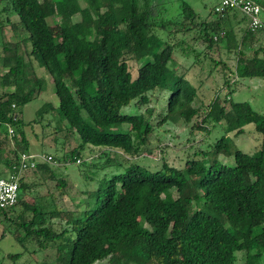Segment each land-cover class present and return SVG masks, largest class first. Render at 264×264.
Segmentation results:
<instances>
[{
	"label": "trees",
	"instance_id": "trees-1",
	"mask_svg": "<svg viewBox=\"0 0 264 264\" xmlns=\"http://www.w3.org/2000/svg\"><path fill=\"white\" fill-rule=\"evenodd\" d=\"M81 1L82 7L79 0H0L2 9L15 17L10 22L14 31L23 35L20 41L1 46L6 71L0 85L14 89L0 94V122L9 123L19 138L0 128V151H5L0 177L7 175L20 153L28 152L19 115L40 88L33 67L18 50L20 42L49 75L57 100L54 106L43 104L35 115L39 119L49 115L48 124L71 132L77 141L53 161L99 167L82 160L84 151L95 147L104 157L100 166L122 170L86 191L92 198L83 200V208L66 210L56 201L68 186L63 176H56L60 163L38 162L18 179L15 203L0 208L2 233L21 232L19 242L32 240L38 250L53 247L54 264L104 259L107 264H235L236 251L243 253V264H255L264 254V112L245 101L229 102L225 109L215 95L200 124L190 128L207 132L201 123L211 121L222 123L223 134L197 157L186 158L181 168L165 160L149 168L133 158L140 156L152 129L150 110L144 114L121 109L146 105L154 91H165L164 111L156 125L177 119L189 123L198 113L191 105L194 87L169 67L175 48L183 56L187 52L156 30L167 37L196 29L206 48L221 45L233 50L237 61L246 59L243 51L258 35L264 44V31L250 29L236 9L215 13L214 4L209 9L214 18L205 21L187 1L177 0L180 19L173 23L165 19L167 8L159 0ZM75 14L79 19L72 21ZM53 15L61 18L63 31L58 35L49 27ZM240 23L245 26L241 30ZM259 48L261 56L256 49L250 57L256 70L264 68V45ZM12 113L18 115L15 120ZM247 124L259 137L249 153L225 136L231 131L245 133ZM218 155L232 163H222ZM28 173L39 174L42 183L57 177V194L35 196L26 218L21 198L31 186L25 181ZM195 202L199 205L193 208ZM19 254L7 255L10 264H19Z\"/></svg>",
	"mask_w": 264,
	"mask_h": 264
},
{
	"label": "rangeland",
	"instance_id": "rangeland-1",
	"mask_svg": "<svg viewBox=\"0 0 264 264\" xmlns=\"http://www.w3.org/2000/svg\"><path fill=\"white\" fill-rule=\"evenodd\" d=\"M159 1L167 8L165 19H171L173 23L180 19L177 0ZM185 1L205 21H210L214 18L209 9L217 0ZM79 6H83L81 0H79ZM2 7H4V4L0 3V76L6 71V68L1 64L2 44L15 43L23 37L20 31H14L11 26L10 22L15 21V17L6 12L7 10L4 11ZM71 19L72 21H77L79 16L75 14ZM194 21H197V19H194ZM48 22L53 34L58 35L63 31V28L60 26L61 18L59 15H53ZM244 27L243 23H240L238 26L240 30ZM168 29L174 31L175 27L169 25ZM195 30L185 33L177 31L167 37L159 30L155 32L161 37H165L170 43L177 44V47H181L182 51L187 52V55L183 56L182 52L178 50L179 48H175L172 53L173 63L169 67L173 68L177 73L183 74L194 87L195 96L191 105L194 108H198L197 115L193 116L189 123L184 122L182 119H177L174 122L165 121L160 125H156L155 123L161 118L164 111L165 91H154L150 94L149 102L146 105H129L121 109V111L126 113L144 114L147 113V109L150 110L149 121L151 122L152 129L147 136V142L141 146L140 156L133 158L136 162L142 163L149 168L159 167L162 160H165L171 166L181 168L186 158L197 157L196 153L198 151L205 150L223 134L222 123H213L211 121L201 123L202 126L206 127L207 132L195 127L190 128L191 124H200V119L206 112L207 105L215 95L218 96V104L225 109H228L229 102L245 101L253 110L264 112V68L256 70L253 68L250 59L252 55L251 50L258 49L257 55L261 56L259 47L264 45L262 36L258 35L256 37L257 40H254L250 44V49L243 51L246 59L237 61L233 50L226 51L225 47L221 45H214L209 49L206 48L205 43L197 37V30ZM18 50L24 62H30L34 69V75L40 83V88L36 90V95L22 106L19 115L22 122L23 134L28 143L27 151L30 153H48L54 158L68 153L76 145L77 141L74 135L64 129L56 131L53 128V123H47V119L50 118L49 115L45 114L42 116V119H39L34 113L43 104L54 106L57 103L50 77L43 67L28 57L27 44L23 46V43L20 42ZM214 62L219 63L215 64ZM225 81L228 82V87L225 86ZM13 89V86L1 87L0 85V94L12 91ZM229 89H232V92L229 93ZM244 131L245 133L239 135H234L233 131H231L226 133L225 136L232 141L236 148L249 153L259 143V137L253 132L251 124L245 125ZM42 133H44V136ZM13 134H15L16 139L19 138V135L15 131H13ZM3 149L0 151V158L5 152ZM99 153L97 148H89L84 151L82 158L86 163H95L99 167H88L89 165H82L81 162L62 164L57 160L53 161V164L60 163L56 168V176H63L68 184L65 193L61 195L57 194L54 187L57 177L47 179L42 183L39 174L28 173L25 176V181L31 184V186L22 194L21 202L24 209H26L23 211V215L26 218L30 217L31 213L29 209L32 207L33 198L37 195H46L47 191L56 193V201L60 207L66 210H79L83 208V200L85 198L89 200L92 198V195L88 196L89 194H86V191L96 189L99 184L110 178L113 173L122 170L121 166H100L104 157ZM112 155L113 153L110 152L109 156L112 157ZM217 159L222 163H232L231 158L222 155H218ZM2 166L0 163V168ZM198 205L199 203L197 202L193 203V208H196ZM52 221H56V219ZM2 226L0 224L1 264H10L7 258V255L10 253H20L19 264H54L55 251L53 247L38 250L36 243L32 240L26 239L23 242H19L21 232L5 231L2 233ZM257 229L254 228V231ZM234 254L235 264H243V253L236 251ZM93 264H107V262L104 259ZM255 264H264V254L259 257Z\"/></svg>",
	"mask_w": 264,
	"mask_h": 264
},
{
	"label": "built area",
	"instance_id": "built-area-1",
	"mask_svg": "<svg viewBox=\"0 0 264 264\" xmlns=\"http://www.w3.org/2000/svg\"><path fill=\"white\" fill-rule=\"evenodd\" d=\"M236 9L246 18L248 27L252 30L264 31V8L253 0H218L213 7L215 13H221L224 9ZM17 115L12 113L11 119ZM6 134L13 136V128L7 122H0ZM38 162L53 163L52 156L47 153L22 152L19 154L16 164L5 177H0V208L12 206L17 199V182L23 172L31 170Z\"/></svg>",
	"mask_w": 264,
	"mask_h": 264
},
{
	"label": "crops",
	"instance_id": "crops-1",
	"mask_svg": "<svg viewBox=\"0 0 264 264\" xmlns=\"http://www.w3.org/2000/svg\"><path fill=\"white\" fill-rule=\"evenodd\" d=\"M217 1L214 3V5L217 3ZM253 1H256L258 3H261L262 4V7L264 8V0H253Z\"/></svg>",
	"mask_w": 264,
	"mask_h": 264
}]
</instances>
